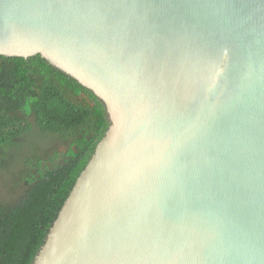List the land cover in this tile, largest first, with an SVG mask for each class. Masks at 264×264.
<instances>
[{
	"label": "water",
	"instance_id": "1",
	"mask_svg": "<svg viewBox=\"0 0 264 264\" xmlns=\"http://www.w3.org/2000/svg\"><path fill=\"white\" fill-rule=\"evenodd\" d=\"M108 129L33 264H264V0H0Z\"/></svg>",
	"mask_w": 264,
	"mask_h": 264
},
{
	"label": "trees",
	"instance_id": "2",
	"mask_svg": "<svg viewBox=\"0 0 264 264\" xmlns=\"http://www.w3.org/2000/svg\"><path fill=\"white\" fill-rule=\"evenodd\" d=\"M108 126L40 55L0 57V264H33Z\"/></svg>",
	"mask_w": 264,
	"mask_h": 264
}]
</instances>
